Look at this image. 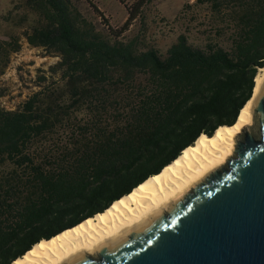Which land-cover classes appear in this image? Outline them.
<instances>
[{"label": "trees", "instance_id": "obj_1", "mask_svg": "<svg viewBox=\"0 0 264 264\" xmlns=\"http://www.w3.org/2000/svg\"><path fill=\"white\" fill-rule=\"evenodd\" d=\"M28 2L41 21L27 39L61 56L67 98L45 87L17 109L0 107V264L105 211L201 134L233 125L264 67V0L242 11L229 50L182 35L166 53L120 39L147 0L109 36L75 0ZM61 129L68 137L47 146Z\"/></svg>", "mask_w": 264, "mask_h": 264}, {"label": "water", "instance_id": "obj_2", "mask_svg": "<svg viewBox=\"0 0 264 264\" xmlns=\"http://www.w3.org/2000/svg\"><path fill=\"white\" fill-rule=\"evenodd\" d=\"M254 112L255 128L238 136L226 166L150 224L64 264H264V90Z\"/></svg>", "mask_w": 264, "mask_h": 264}, {"label": "rangeland", "instance_id": "obj_3", "mask_svg": "<svg viewBox=\"0 0 264 264\" xmlns=\"http://www.w3.org/2000/svg\"><path fill=\"white\" fill-rule=\"evenodd\" d=\"M103 11L100 16L86 0H75L83 17L93 22L104 35L111 29L121 33L137 0H93ZM252 0H147L141 13L121 35L122 40L136 39L140 49L156 47L162 53L185 36L196 47L213 43L227 50L239 32V18ZM41 21L28 0H0V107L19 106L34 93L52 89L58 100H65L62 72L54 67L61 56L42 46H33L27 33ZM77 112V109H74ZM103 120H107L103 117ZM68 133L61 134V143ZM44 145V143H43Z\"/></svg>", "mask_w": 264, "mask_h": 264}, {"label": "bare ground", "instance_id": "obj_4", "mask_svg": "<svg viewBox=\"0 0 264 264\" xmlns=\"http://www.w3.org/2000/svg\"><path fill=\"white\" fill-rule=\"evenodd\" d=\"M255 82L251 99L233 125H222L211 136L201 134L161 172L148 177L105 211L48 240L42 239L12 264H64L76 255L96 253L150 224L212 169L226 166L236 156L238 136L246 127L256 126L254 104L264 90V67Z\"/></svg>", "mask_w": 264, "mask_h": 264}]
</instances>
